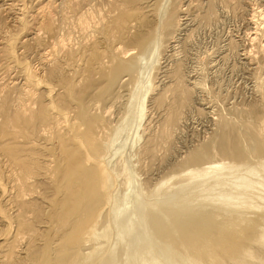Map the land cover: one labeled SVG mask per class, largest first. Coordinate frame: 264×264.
<instances>
[{"label":"rangeland","instance_id":"obj_1","mask_svg":"<svg viewBox=\"0 0 264 264\" xmlns=\"http://www.w3.org/2000/svg\"><path fill=\"white\" fill-rule=\"evenodd\" d=\"M258 11L0 0V264H264V198L220 210L213 182L252 165L264 197ZM163 211L191 231L157 238Z\"/></svg>","mask_w":264,"mask_h":264},{"label":"bare ground","instance_id":"obj_2","mask_svg":"<svg viewBox=\"0 0 264 264\" xmlns=\"http://www.w3.org/2000/svg\"><path fill=\"white\" fill-rule=\"evenodd\" d=\"M176 8V7H175ZM175 11V10H174ZM177 11V10H176ZM256 14V13H255ZM253 15V14H252ZM169 16V15H168ZM257 16H260V17H263L264 15H263V13L261 12V11H258L257 12ZM256 15H255V17H257ZM171 17V16H170ZM252 18V17H251ZM253 21V20H252ZM255 22V21H254ZM172 25V24H171ZM170 25V26H171ZM172 27V26H171ZM258 27V26H257ZM256 30H258V28L256 29ZM259 34V33H258ZM256 36V33H253V36ZM95 107H97V106H95ZM74 129V128H73ZM3 133V129H0V134H2ZM84 144V143H83ZM90 152V154H91V152L92 151H89ZM232 152H233V150H232ZM235 152H237V151H234V153ZM239 152V151H238ZM228 153V152H227ZM89 154V155H90ZM94 154L95 153H93L92 155L94 156ZM96 155V154H95ZM234 155V154H233ZM236 155V154H235ZM90 158V157H89ZM253 158H254V160H257L258 161V156H253ZM253 158H252V160L251 161H253ZM259 160H260V158H259ZM263 160V159H262ZM260 162H258L257 163V165L259 164ZM248 164V163H247ZM262 164V163H261ZM211 165V164H210ZM220 166V165H219ZM223 166V165H222ZM238 166V165H237ZM215 167V166H214ZM251 167H253L252 165H250L249 167H247V170H248V172H246V176L244 175V178H235V181L234 180H230V179H226V178H224V177H222L221 175H220V177H217V178H215L214 179V183H217V184H220L219 182H221V181H225L224 183H221L222 185H226L227 186V188H228V186H229V188H228V191L227 192H233V194H228V195H226V194H219L218 196H219V198H224V199H229V198H231V199H235L236 201H238L237 202V204H234L231 200H224V201H222L221 202V205L218 203H216V205H220L221 206V209H220V207H219V209L220 210H227V209H230V208H235V207H237V205H242L243 203H240V201H246V202H251L252 200H257V198L258 199H260V200H263V198L264 197H261V190L258 188V187H256L253 183H250L249 181H248V178H254L255 176H256V174H257V172H258V169L257 170H254V168H253V170L251 169ZM260 168H261V172H262V174L260 175V174H258V175H260L259 177H260V179H259V177L257 178L260 182H262V184H264V168H263V165H261V166H259ZM229 168H231V167H229ZM234 168L236 169V167H233L232 169L234 170ZM231 169V170H232ZM256 169V168H255ZM251 170V171H250ZM97 176V175H96ZM239 177V176H238ZM234 178V177H233ZM251 178V179H252ZM250 179V180H251ZM256 179V178H255ZM253 181V180H252ZM218 186V185H217ZM218 188V187H217ZM215 189V188H214ZM230 190V191H229ZM74 197L75 198H77V201H79L78 199H79V195H77V194H74ZM73 197V198H74ZM203 197V196H202ZM218 200V199H217ZM222 200V199H221ZM206 202V201H205ZM246 202H244V203H246ZM258 202V201H257ZM178 203V202H177ZM177 203H173L172 202V204H177ZM95 204V199H93L91 202H90V205H89V209L90 208H92V206ZM171 204V207L173 206ZM212 204V203H211ZM246 204H248V203H246ZM250 204V203H249ZM259 204V203H258ZM261 204V203H260ZM177 205H179V204H177ZM181 205V204H180ZM251 205V204H250ZM170 206V205H169ZM176 206V205H175ZM257 206V205H256ZM215 207H217L218 208V206H215ZM250 207V206H249ZM260 207H261V205H260ZM259 207V208H260ZM262 207H264V205L262 206ZM261 207V208H262ZM70 208V207H69ZM76 209V208H75ZM262 210V209H261ZM161 211V210H160ZM159 211V212H160ZM263 211V210H262ZM162 212V211H161ZM183 212V211H182ZM175 212H173V213H169V211L168 212H164L163 211V214L162 215H157V214H154V215H151V217H150V221H151V225H150V223H149V225L150 226H152V228H153V231H154V233H155V235L157 236V238L158 237H162L161 235L162 234H164V232H171V231H173V232H179V234L181 235V233L180 232H184V231H187V230H189V231H191L190 229H185V225L183 224H181L180 225V229L179 230H175V229H173V227H171L172 226V224H177L178 223V221H177V219L175 220V218H176V216H174V215H176V214H174ZM261 215V214H260ZM182 216V215H181ZM262 216V215H261ZM264 217V216H263ZM182 218V217H181ZM262 218V217H261ZM264 219V218H263ZM166 220V221H165ZM196 220V219H195ZM160 222H163V223H161L160 224ZM168 222H170V223H168ZM198 222H201L202 223V220L200 219V220H198ZM197 222V223H198ZM196 223V224H197ZM163 224V225H162ZM178 224H180V223H178ZM195 224V223H194ZM200 224V223H199ZM199 224H197V226L199 225ZM201 225V224H200ZM203 225V224H202ZM171 227V228H170ZM202 227V226H201ZM200 228V227H199ZM171 230V231H170ZM194 230H195V228H194ZM197 230V229H196ZM195 230V231H196ZM198 232H200L199 230H197ZM197 232V233H198ZM194 233V232H193ZM201 234V233H200ZM184 235V234H183ZM155 236V237H156ZM201 236V235H200ZM86 237V236H85ZM141 237V236H140ZM199 237V236H198ZM200 238V237H199ZM198 238V239H199ZM202 238V237H201ZM133 239V238H132ZM134 240V239H133ZM217 240V239H216ZM136 241H138L139 242V240L137 239ZM133 243H134V241H133ZM132 243V244H133ZM135 244H137V243H135ZM131 246V245H130ZM200 249L201 250H199V251H201V252H203L204 250H205V248L204 247H200ZM258 249V248H257ZM132 250V249H131ZM198 251V250H197Z\"/></svg>","mask_w":264,"mask_h":264}]
</instances>
